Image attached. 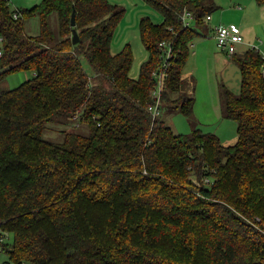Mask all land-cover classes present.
Instances as JSON below:
<instances>
[{"label":"trees","instance_id":"obj_1","mask_svg":"<svg viewBox=\"0 0 264 264\" xmlns=\"http://www.w3.org/2000/svg\"><path fill=\"white\" fill-rule=\"evenodd\" d=\"M147 2L163 21L140 19L148 58L132 77L131 44L112 48L125 14L119 4L42 0L12 9L0 0V77L33 72L0 90V254L8 255L0 264H264V55L254 47L232 55L240 91L222 92L235 143L201 128L176 134L149 111L160 43L174 51L162 104L191 116L184 67L218 5ZM185 11L194 15L190 26ZM33 16L36 35L25 26ZM60 115L87 131L45 138Z\"/></svg>","mask_w":264,"mask_h":264},{"label":"rangeland","instance_id":"obj_2","mask_svg":"<svg viewBox=\"0 0 264 264\" xmlns=\"http://www.w3.org/2000/svg\"><path fill=\"white\" fill-rule=\"evenodd\" d=\"M42 0H10L12 9L32 7ZM125 9V14L115 32L112 48L119 51L126 43H130L134 52V62L130 71L132 77H138L141 64L148 58V53L139 35L138 20L141 16L149 15L155 22L163 21L162 14L154 9L147 0H111ZM218 8L214 11V16L219 18L224 24L234 23L241 13L252 16L255 21L254 28L248 25L255 41L254 45L260 48L264 54V6H260L255 0H215ZM236 4L243 9L237 10ZM237 6V5H236ZM255 10V13L253 12ZM224 13V14H223ZM221 14L225 17L223 21ZM56 15V14H55ZM53 16V28L57 27L56 16ZM256 18V19H255ZM255 19V20H253ZM237 24V23H236ZM238 25H240L238 23ZM26 32L30 35L39 33L40 22L38 16H33L26 21ZM198 35L194 38L190 55L184 67V74L190 72L187 80L192 84L189 88L195 98L194 111L191 116H186L177 109H171L167 102L162 104L159 119L165 121L176 134H189L192 130L201 128L204 132L217 134L223 143L230 145L236 142L237 122L225 116L223 88L227 86L235 94L240 91L241 74L235 62L227 64L226 55L220 50L210 27L202 31L198 29ZM125 41V42H124ZM124 42V45H121ZM2 44L0 42V48ZM251 46V47H252ZM225 55V56H224ZM87 69L91 72L87 64ZM3 68H0V72ZM33 72L29 70L17 71L0 77V90L14 88L30 78ZM78 118L69 116H55L47 124L44 137L54 141L64 140L67 133L87 131V124L78 122ZM231 140V141H230ZM230 143H227L229 142ZM233 142V143H232ZM6 241H12V234H9ZM8 255L4 252L0 254V262L6 261ZM8 264H15L9 262Z\"/></svg>","mask_w":264,"mask_h":264},{"label":"built area","instance_id":"obj_3","mask_svg":"<svg viewBox=\"0 0 264 264\" xmlns=\"http://www.w3.org/2000/svg\"><path fill=\"white\" fill-rule=\"evenodd\" d=\"M239 8L241 7L239 6ZM182 19L186 26H190L192 25V22L194 20V15L189 11H185L182 15ZM207 19L208 21H210L212 19V15H208ZM213 36L216 39V43L220 50L226 52L231 56L239 51L240 44L245 43V38L241 27L236 23L216 24L215 26H213ZM3 41L4 38L0 34V42L2 43ZM252 47L256 48L255 46ZM160 48L162 61L157 69L153 71L156 83L151 94L154 102L149 106V111L152 113L153 117L158 116L161 111L162 93L164 89L163 87L165 83V77L167 76V70L170 65V58L173 57L174 53L171 42L162 41L160 43ZM1 55L2 48H0V56Z\"/></svg>","mask_w":264,"mask_h":264},{"label":"crops","instance_id":"obj_4","mask_svg":"<svg viewBox=\"0 0 264 264\" xmlns=\"http://www.w3.org/2000/svg\"><path fill=\"white\" fill-rule=\"evenodd\" d=\"M216 2V1H215ZM217 3V2H216ZM218 5V4H217ZM237 5V6H236ZM235 5V8H237V10L239 9V11L240 10H243L242 8H238V5H240V4H236ZM218 6H220V5H218ZM262 6H264V5H262ZM241 12V11H240ZM253 12L255 13V10H253ZM224 14V13H223ZM250 14V13H249ZM249 14H244V13H241V15L237 18V21H232V22H234V23H239L240 25V27H241V30H242V32H243V35H244V38H245V43H243V44H240L239 45V52H243V51H245V50H247L252 44L254 45V43H255V41L253 40V38H251V36H252V34H250V32H249V30H251V28H249V26L248 25H252L253 26V28H254V24H256V22L255 21H252V16L251 15H249ZM144 16V15H143ZM143 16H141L140 18H139V20H138V22L140 21V19L143 17ZM221 19L224 21L225 20V17L221 14ZM256 19V18H255ZM255 19H253V20H255ZM210 29H211V31H212V34H213V26H215L216 24H224L219 18H216L215 16H214V13L212 14V19L210 20ZM231 23V22H230ZM226 24H228V23H226ZM215 39V38H214ZM215 41H216V39H215ZM125 42V41H124ZM124 42L121 44V45H124ZM217 44V43H216ZM263 49H264V45H263ZM259 50H260V48H259ZM115 52H117V51H115ZM225 55V57H226V59H227V64L228 65H230L231 64V62H234L233 60H232V56L231 55H228L226 52H224V51H222ZM264 55V54H263ZM190 72H187L186 74H184L183 73V78H186L187 80H189V78H190ZM237 139V138H236ZM231 141V140H230ZM230 141L229 142H227V143H230ZM233 143V142H232ZM226 144V143H225Z\"/></svg>","mask_w":264,"mask_h":264},{"label":"water","instance_id":"obj_5","mask_svg":"<svg viewBox=\"0 0 264 264\" xmlns=\"http://www.w3.org/2000/svg\"><path fill=\"white\" fill-rule=\"evenodd\" d=\"M72 25L74 26L76 24V20H75V12H73L72 15ZM79 41V35L76 29L73 30V42L77 43Z\"/></svg>","mask_w":264,"mask_h":264}]
</instances>
